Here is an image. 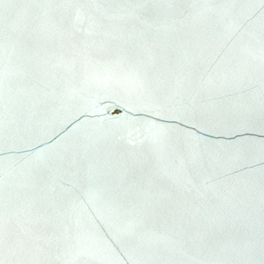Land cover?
Wrapping results in <instances>:
<instances>
[{
  "label": "snow or ice",
  "instance_id": "1",
  "mask_svg": "<svg viewBox=\"0 0 264 264\" xmlns=\"http://www.w3.org/2000/svg\"><path fill=\"white\" fill-rule=\"evenodd\" d=\"M0 264H264V0H0Z\"/></svg>",
  "mask_w": 264,
  "mask_h": 264
},
{
  "label": "water",
  "instance_id": "2",
  "mask_svg": "<svg viewBox=\"0 0 264 264\" xmlns=\"http://www.w3.org/2000/svg\"><path fill=\"white\" fill-rule=\"evenodd\" d=\"M237 2H244V0H237ZM257 2H258V0H257ZM89 71L97 72L100 74H108V73L117 72L118 69L115 67H106V66L101 65V66L90 68ZM153 162L156 164L158 170H160V171H165L168 169L169 161H168V158L166 156H160L158 159L154 158ZM166 194H167V189L162 190L161 196H164Z\"/></svg>",
  "mask_w": 264,
  "mask_h": 264
}]
</instances>
